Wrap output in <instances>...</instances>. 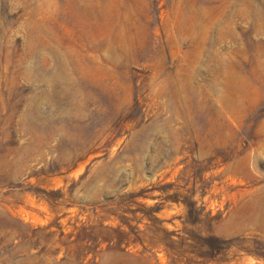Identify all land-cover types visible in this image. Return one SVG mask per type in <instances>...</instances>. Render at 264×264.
<instances>
[{
  "label": "rangeland",
  "instance_id": "obj_1",
  "mask_svg": "<svg viewBox=\"0 0 264 264\" xmlns=\"http://www.w3.org/2000/svg\"><path fill=\"white\" fill-rule=\"evenodd\" d=\"M0 264H264V0H0Z\"/></svg>",
  "mask_w": 264,
  "mask_h": 264
},
{
  "label": "trees",
  "instance_id": "obj_2",
  "mask_svg": "<svg viewBox=\"0 0 264 264\" xmlns=\"http://www.w3.org/2000/svg\"><path fill=\"white\" fill-rule=\"evenodd\" d=\"M200 211L196 213L194 203H187L186 223L194 225L199 222ZM227 241L220 240L213 235H194L190 238V242L187 244L191 249V253H194L197 257H200L203 261H208L214 256V253L225 251L228 246Z\"/></svg>",
  "mask_w": 264,
  "mask_h": 264
}]
</instances>
